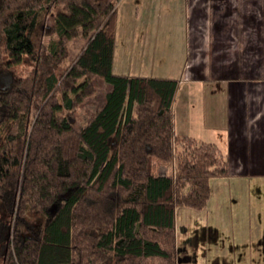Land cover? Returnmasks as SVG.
I'll return each instance as SVG.
<instances>
[{
	"label": "trees",
	"instance_id": "obj_1",
	"mask_svg": "<svg viewBox=\"0 0 264 264\" xmlns=\"http://www.w3.org/2000/svg\"><path fill=\"white\" fill-rule=\"evenodd\" d=\"M119 1L0 0V264H177L176 208L202 210L229 175L216 144L175 134L176 79L113 71ZM95 78L110 90L77 129Z\"/></svg>",
	"mask_w": 264,
	"mask_h": 264
},
{
	"label": "crops",
	"instance_id": "obj_2",
	"mask_svg": "<svg viewBox=\"0 0 264 264\" xmlns=\"http://www.w3.org/2000/svg\"><path fill=\"white\" fill-rule=\"evenodd\" d=\"M177 1L178 21L185 28L186 38L182 52H185L186 58L179 77H169L178 81L173 108L180 86L186 81L200 84L199 91L204 95L208 113L209 101L212 103L217 98L221 104L219 106L218 103L211 109L210 118L215 119L217 123L210 121L202 128V135L200 132L198 135H191L186 130L178 135H187L198 141L216 144L229 166L228 176L213 177L209 180L210 196L202 210L176 208L177 262L264 264V78H246L244 73L234 74L235 78L231 79L227 75L226 80L230 85L224 86V83H227L224 81V75L232 66L229 65L231 60L228 58L225 62L229 64L225 66L223 62H215L212 56L209 57V54L221 52H264L261 39L264 37V0ZM257 29L259 34L256 33ZM220 69L226 71L220 72ZM188 72L191 73L190 76L187 75ZM121 73L161 77L143 73ZM109 90L108 84L105 93ZM233 90L236 91L232 92ZM204 106L205 103L201 112L206 118ZM149 161L150 158L148 163ZM230 185L236 186V190L231 189ZM232 190L236 199L232 196L234 199L230 200ZM251 196L254 198L251 199ZM215 197H221L218 203L221 210L215 209ZM234 205L238 206V210L240 208L236 223L232 215L227 214L231 213ZM218 211L223 213L221 222L229 229L224 235L220 232L221 226L216 223L221 217L217 216ZM233 230L239 231L236 233ZM222 235L225 237L224 241ZM197 240L198 247H193L197 245Z\"/></svg>",
	"mask_w": 264,
	"mask_h": 264
},
{
	"label": "rangeland",
	"instance_id": "obj_3",
	"mask_svg": "<svg viewBox=\"0 0 264 264\" xmlns=\"http://www.w3.org/2000/svg\"><path fill=\"white\" fill-rule=\"evenodd\" d=\"M177 3V0L119 1L117 4L114 42V72L131 74L143 73L144 75H156L161 77H179L180 69L184 65L186 58L185 52H182V45L185 41L186 35L184 34L185 28L178 21L179 8ZM60 11H62V6H54L50 12L49 20L52 21L54 15ZM256 33L259 34L258 29ZM257 37L260 36L257 35ZM261 39H263L264 43V37ZM47 42L48 38H45L44 43L46 44ZM85 43L86 40L80 34L69 43L68 55L58 67L56 71L57 75L64 72L74 57L84 47ZM211 56L215 62H223L225 66L229 64L225 61H227L228 58L231 60L229 65L232 66L230 67L229 72H226L224 75V81L227 82L224 83V86L230 85V82L226 80L228 77L227 75H229L231 79L235 78L233 76L234 74L241 75L244 73L246 78L253 76L264 78V52L250 53L244 51L235 54L221 52L217 54H209L210 58ZM233 66L235 67L233 68ZM29 71L30 68L26 66H21L17 70L20 75H27ZM223 71L226 70H221L220 72ZM187 75L190 76L191 73L188 72ZM94 84L97 89L95 95L70 111V113L74 114L76 117L74 126L77 129H80L85 125L96 107L104 101L106 85L108 84L100 78H95ZM199 86L200 84L197 85V83L193 81H186L180 86L173 108V128L176 135L181 134V131L183 130H186L191 135H198L199 132L202 135V128H205L210 121L214 124L217 123L215 119L210 118V115H212L211 109L214 106H217L218 103L219 106L221 104L217 98H215L212 103L209 101L210 111L208 113L206 102L203 100L204 95L199 91ZM213 89L216 90V86L213 85ZM235 91L236 90H233L232 92ZM203 103H205L204 110L207 113L206 118L204 117L203 112H201ZM214 124L212 126H214ZM207 128L212 127L207 126ZM87 164L85 162H76L73 165V170L76 174H85L88 171ZM148 172L152 175L173 174L174 163H165L151 157L148 163ZM262 182V185L264 186V180ZM230 187L231 189L236 190V186L230 185ZM262 189L264 195V188ZM233 190L231 192L230 200L233 197L235 198V192ZM253 198L254 197L251 196V199ZM214 199L217 203L215 209L217 208L218 210L221 208V205L218 204L221 201V197H215ZM232 207L231 213L227 214L230 216L232 215L234 223H236L238 222V212L240 208L238 210V206L235 205ZM220 215L221 217L217 219L216 223L218 226H221V229L220 227L218 228L224 235L229 232V229L227 225H224L221 222L223 213L218 211L217 216ZM213 223H215V220ZM233 231L237 233L239 230ZM224 238L225 237L223 236L222 241H224ZM198 240L197 245H194L193 247H198ZM193 253L196 254V252ZM181 255L184 256V254ZM192 257L195 258L194 255H192ZM214 264H226V262L218 261Z\"/></svg>",
	"mask_w": 264,
	"mask_h": 264
}]
</instances>
